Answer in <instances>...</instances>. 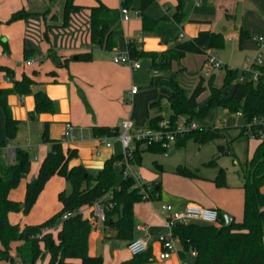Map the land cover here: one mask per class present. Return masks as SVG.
<instances>
[{
    "label": "trees",
    "instance_id": "trees-1",
    "mask_svg": "<svg viewBox=\"0 0 264 264\" xmlns=\"http://www.w3.org/2000/svg\"><path fill=\"white\" fill-rule=\"evenodd\" d=\"M153 2L154 0H141L139 12L142 32L160 37L161 42L168 44L169 47L163 51H145L129 42L128 51L132 57L149 58L155 69L168 70L174 61L180 62L187 53L203 54L208 49H222L225 46L224 34L211 30H201L190 39L180 38L181 24L187 19L186 0H177L175 12L159 18L149 16L145 12ZM81 7L76 0H66L65 23H68L71 12ZM121 7L134 9L133 0H121ZM89 8L92 42L106 50H113L118 45L116 32L121 28L120 8H112L101 0ZM31 15L33 13L26 9H20L11 15L10 21L28 19ZM42 15L46 16V12ZM248 37L249 34L242 29L240 43L242 44ZM3 44L4 47H8L7 42ZM31 53V50L25 48L24 57L29 58ZM77 56L79 60H91L93 57L91 51L78 53ZM254 69L259 73L257 79L253 77V71L226 67L221 87L214 84V76H211L209 78L211 92L205 102L199 100L207 89V79L204 75L200 76L192 92H188L172 77L170 79L172 92L168 96L170 119L175 122L181 115H184L187 121L203 119L216 107H224L231 113L242 112L246 122L239 128L241 135H246L247 124L255 117L264 116V64L254 65ZM0 70L6 72L7 76L14 77V70L9 66L0 65ZM242 76L245 77L244 81L239 80ZM36 84L38 83L31 76L24 74L21 79L14 80V87H0V103L5 111L7 130V139L0 142V148L16 137L20 123L13 117L7 104V96L10 93L34 94L36 107L30 113L32 119L42 112L56 110V102L45 90H34ZM162 101L161 97L151 104L154 113L150 127H156L164 118L165 107ZM229 129L230 127L224 126L189 130L178 138L177 147H185L190 138L201 144L221 137L226 138ZM93 132L95 135L113 136L119 132V128L94 126ZM43 140L51 143V149L41 162L37 175L27 183L23 201L12 199L10 192L19 186L23 176L31 170L29 152L17 148L13 163L7 164L4 161L0 163V241L3 244V247H0V260L7 264H36L47 252L50 255L48 264H104L103 255L89 253V239L95 225L94 221L84 217L80 210L83 206L93 205L99 198L112 195L108 197V202L113 204V208L107 211L105 224L117 231L118 238L128 241L135 238L134 207L144 199L140 189L133 187L135 183L133 178L117 180L115 164L123 160V153L112 156L99 169H91L84 165L71 167L69 161L77 155V149H65L60 139L51 138L49 122L45 123ZM142 144L146 145L145 150L164 153L160 143L139 140L131 155L132 161L138 165L142 163L143 150L140 149ZM218 148L221 154L232 153L225 144L219 145ZM1 155L0 151V157ZM175 171L193 174L185 166H179ZM54 175L63 176L69 185V189L66 188L60 193L62 209L46 222L25 229L11 223L9 213L31 209ZM241 175L245 194L244 218L241 221L233 220L230 226H225L224 213L219 211V219L215 224L204 222L176 224L173 231L181 244L179 254L182 259L194 250L196 252L194 264H264V194L261 190L264 185V140L256 147ZM215 181L219 186L226 184L224 168L220 169ZM152 185V197H160L161 182ZM67 213L73 214L64 218ZM58 225L60 227L55 236L53 230ZM13 241L20 242L15 255L11 253ZM152 257L149 250L133 255L131 259L119 264H142L151 261Z\"/></svg>",
    "mask_w": 264,
    "mask_h": 264
},
{
    "label": "crops",
    "instance_id": "crops-1",
    "mask_svg": "<svg viewBox=\"0 0 264 264\" xmlns=\"http://www.w3.org/2000/svg\"><path fill=\"white\" fill-rule=\"evenodd\" d=\"M101 1L103 2V0ZM2 3L5 4L4 6L1 5L5 17L9 18L15 11L20 9H26L33 13V15L28 18L29 22L22 30L25 37L24 50L27 48L32 52L29 58H24V65L27 66L29 70H25V68L22 70L18 66L14 67V62L11 58L7 57L6 54H4V56L0 55V65L9 66L14 70V77H9L6 72L0 70V87H14V80L21 79L24 74H27L25 72L27 71L29 73L28 75L38 84H45L42 89L56 102V110L54 112H42L38 114L36 118L32 119L30 113L36 107L34 94L10 93L7 96V104L13 117L18 119L20 123L14 140H10L6 146L0 148L2 152L0 157L1 160L6 163L7 160L9 161L8 163H13L15 161V150L17 148H22L20 147L22 146V144H20L21 142L16 141L22 127L28 131L25 137V150L27 149L28 151L38 147L39 149L36 151V153H38L41 147H45L43 153L39 152L40 155L36 156L38 158L36 164H33L31 160L30 172L32 171V166L33 168L35 166V168L23 187L26 194L27 183L37 175L41 162L51 149V143L43 140L45 123L49 122V133L51 138L61 140L66 132L67 123L70 122L76 127L73 132V138L70 142H62V144L65 149H77V155L70 159L69 165L71 167L75 165H84L91 169L102 168L105 162L112 156L123 153V147L121 141H119L117 142L119 144V149L115 148L114 142L110 140V138L113 137L112 135H95L93 127L109 126L113 129L120 128L122 122L127 119L126 102L127 99H129L128 101L131 102L133 109L130 113V118L134 121L136 127L143 128L147 121H149L150 125V120L154 113L151 104L157 101V93L147 95L145 97V108L141 113L136 112L137 105L140 103L142 97L139 96L140 90H138L137 93H131V88L133 86L130 88V83L133 82V74L142 66L139 69L133 70L129 65L116 63L114 61L115 53L127 52L129 42H133L138 49L145 51H163L166 50L169 45L163 44L160 37L156 35L144 34L142 32V24L141 34L138 35V39L133 35L131 29L127 36V23H124V27L121 23V28L123 27V39L121 38V41L116 32L118 35V45L113 50H106L94 44L91 40V11L89 7L96 5L98 3L96 1L84 5L82 2L76 0V3L82 7L71 12L68 23H65L64 16L66 0H39V3L42 5V8L39 9H32L27 0H2ZM207 3L208 5L205 6V3L202 2L199 6V11L193 13L187 8L186 0L185 13L187 19L181 24V33L184 34L183 37H180L181 39H184L185 35H187L188 39L195 37L201 30H211L223 33L225 38L226 35H228V38L232 41H238V48L245 52L250 64L255 60L248 58L250 53L256 55L262 52L264 55L263 45L258 41L260 36H264V0H207ZM84 7L88 8V10L84 9ZM45 12L46 16L42 15ZM28 19L26 20L28 21ZM139 19L141 22V15H139ZM130 20L131 19L128 21ZM242 29L249 34V37L245 38L241 44L240 32ZM6 34L9 37L12 35L10 33ZM218 50L219 49L213 48L202 54L206 56L203 63L206 73L200 74V76L204 75L206 79L210 78L211 75L216 77L217 71L222 70L224 67H230L227 63L222 61L224 63L222 69L208 70L206 65L208 54L212 52L219 56ZM90 51L93 55L91 60L78 59V53ZM4 53H10L9 45L8 47H4ZM75 56L77 58H75ZM29 59H34L33 64H26V61ZM141 59L142 58L139 60ZM146 59L152 64L149 58ZM180 64L181 69L186 68L183 62ZM247 66H245V68ZM153 69L155 68L153 67ZM161 73L162 70L157 72V74ZM36 85L33 87L34 90L37 89ZM127 95H130L131 98H127ZM87 105H89L90 108H88ZM123 105L126 109H123ZM214 125L218 126L219 122L217 121ZM39 126L40 138L43 143H39L38 139L36 141L33 139L32 142V135ZM115 135L118 136V133ZM6 139V115L0 103V142ZM260 141L261 140H258L254 145L248 160L252 157ZM107 142H111V146H108ZM46 144H49V147H46ZM140 149L143 150L142 163L140 165L135 163L139 170L140 168H145V153H152L156 156L164 155L167 157L175 150L182 148H178L176 144L169 155L145 150L146 145H141ZM28 152L30 154V151ZM115 165L120 164L117 162ZM153 166L154 170L151 171V176L154 177H152V181H150L152 183L161 182L160 197L154 199H161L164 194L167 198L165 200L166 202H161V204H155V201H151L150 203L143 201L135 204L134 213L136 226L134 237H143L147 239L151 254L153 255L151 261L142 264H186L188 255L192 257L191 264H194L196 252L192 250L187 254L185 259H182L179 254L181 244L169 258H159L161 244L158 240V235L160 232L155 234V238H153L152 233L154 229L160 231L165 227L163 213L160 211L162 204H172L176 209H183L188 203L216 207L224 214L228 213L232 215L234 220L241 221L244 217L245 202L243 178L240 172H237L241 179L240 187L242 190L238 192L231 189L227 183L222 186L216 183L215 179L219 172L215 178H207L196 172L195 168H191L186 164L169 167V165L160 162L158 159L153 160ZM179 166L187 167L193 174L189 175L176 172L175 170ZM155 177L159 179L154 181ZM144 180L150 183L146 181L145 178ZM261 190L264 194V185ZM13 192L14 190L12 189L10 192V197L12 199L19 201L24 200L25 196H16ZM85 208H88L87 215H84V212H82ZM81 212L84 217L92 219L91 206H83ZM117 234V231L111 229L106 224L102 226L100 231H95L93 229L89 239V253L91 255H103L104 264H119L121 261L126 260L127 257H120V251L118 249L114 250V254L111 257L100 250V245L104 243L106 239H121L125 242V248L128 249L127 245L129 241L118 238ZM48 259L50 260V255Z\"/></svg>",
    "mask_w": 264,
    "mask_h": 264
},
{
    "label": "rangeland",
    "instance_id": "rangeland-1",
    "mask_svg": "<svg viewBox=\"0 0 264 264\" xmlns=\"http://www.w3.org/2000/svg\"><path fill=\"white\" fill-rule=\"evenodd\" d=\"M29 6L32 9H39L42 8V5L39 3V0H27ZM82 2L84 5L94 3V1L98 2V0H78V2ZM90 2V3H89ZM108 6L112 8H121L120 0H103ZM111 5H110V3ZM203 2L205 6L208 5L207 0H187V8L191 12H198L199 6ZM5 3V2H3ZM2 3L0 0V55L4 56L6 54L7 57L11 58L14 62V67L18 66L22 70H29L27 66L24 65V35H23V28L28 24L26 19H17L10 21V17H5L1 5L4 6L5 4ZM134 9L130 8L131 20L124 21L121 19L122 26L124 27L127 23V36L130 33V29L133 31V35L138 39V35L141 34V22L139 19V8L141 5V0H133ZM169 8V9H168ZM84 9H87L84 7ZM176 10V0H154V2L146 9V14L152 16L154 18H159L164 16L165 14H172ZM7 18V19H6ZM123 27L117 30L119 35L120 41L123 39ZM6 33L12 34L9 37ZM122 38V39H121ZM184 39H188L187 35H185ZM3 42H7L10 47V53H4V44ZM238 42V41H237ZM236 41H232L226 35L225 38V46L222 49L218 50V54L223 62L227 63L230 67L239 68L242 70L250 64V61L247 59L245 52L241 51ZM209 51V49H208ZM8 52V51H6ZM262 58L264 60V55L250 53L248 56L249 59H256ZM206 56L202 54H194V53H187L181 60L184 61H175L173 67L168 70H162L161 74H157L159 70H155L152 67V64L149 62L148 59L142 58L140 60L141 68L133 74V82L130 83V88L133 85H136L139 90V96L142 97L140 103L137 105L136 112L141 113L145 108V97L147 95H152L153 93H157V99L159 100L161 97L163 99V105L165 107L164 115L166 117H170L171 111L169 108L168 102V95L172 92V86L170 85V79L173 77L174 79L178 80L179 83L188 91L192 92L194 87L197 85L200 74H205L204 68V61ZM181 62L186 66L185 69H181ZM31 70V69H30ZM29 74L27 71H25ZM32 72V70H31ZM226 68L224 67L222 70L217 71V75L214 80V84L216 86L221 87L224 82ZM214 76V75H211ZM207 89L206 91L200 96L199 100L201 102H205L206 98L209 96L211 92V87L209 84V78L207 79ZM44 83H39L36 85V90L44 88ZM131 98L130 95H127V98ZM144 97V98H143ZM127 99V119L130 118V113L133 111L131 102ZM124 106V105H123ZM123 109H126L124 106ZM185 116L181 115L177 118V122L181 121ZM192 121L197 122L200 127H211L214 124L219 122L220 127H230L229 132L225 137L217 138L213 141H209L206 143H199L194 138H190L187 141V145L185 148L177 149L169 156H156L152 153H145L144 154V169L140 168L143 177L146 181L152 183L151 171L154 170L153 160L158 159L160 162L169 165V167H174L179 164H186L189 167L195 168V171L201 174L202 176H206L207 178H215L220 172V168L223 167L226 173V183L228 186L233 189L234 191H242L240 184L241 179L237 172L242 174L243 168L246 167L248 158L250 157L254 145L258 142V139L247 136L241 135V129L239 127L244 126L246 119L244 116H239L237 113H231L224 107H216L213 109L206 118L203 119H194L191 121H187V123H191ZM149 127V121L143 126V128ZM24 127L21 128L16 141L21 142L22 149L26 147V140L25 137L28 134L27 129L23 130ZM40 126L38 127V131L36 130L32 135V142L33 139L36 141L38 139L39 143H43L40 138ZM142 129V128H141ZM39 132V133H38ZM234 139V140H232ZM14 140V139H12ZM112 142H114L115 148L119 149V144L117 142L120 141V138L117 135H113L110 138ZM137 141L135 143V146ZM225 144L229 146L232 153L230 154H221L219 152V145ZM144 145V144H142ZM134 146V147H135ZM46 147H49V144H46ZM123 147V146H122ZM45 148V147H44ZM43 147L40 148V153H43ZM37 148H34L30 151V157L33 164H36L40 153H36ZM25 150V148H24ZM27 150V149H26ZM2 162L0 158V163ZM9 161L7 160V164ZM35 168V166H34ZM24 175L19 186L14 188V195L16 196H25L24 186L26 184V180L29 176L32 175L33 170ZM115 171L117 180L120 181L122 176V167L121 165H115ZM242 176V175H241ZM159 177V176H158ZM155 177L154 181L159 179ZM151 180V181H150ZM69 189V185L66 179L60 175H54L45 185L43 191L39 195L37 201L34 205L26 211L23 209L20 212L11 211L9 213V219L11 223L19 225L22 229H25L29 226L39 225L46 222L48 219L53 217L56 213H58L62 209V203L60 201V193L65 190ZM165 194L161 199H154V200H142L151 202L155 201V204H161V202H166ZM84 215L88 214V208L83 209ZM244 218V217H243ZM239 220V219H238ZM60 225L55 227L54 234L59 229ZM112 229V228H111ZM160 232L158 238L167 232V229L164 227L160 231L158 229L153 230V238H155V234ZM20 244L19 241H13L11 243V253L15 255L17 253L18 245ZM176 247L180 245V242L176 239L175 241ZM0 247H3L2 242L0 241ZM101 252L103 251L109 257L113 256L114 250L118 249L120 251V257L124 258L127 257L126 260L131 259L133 255L125 248V242L121 239H106L104 243L100 245ZM49 253L46 252L43 258H40L36 264H48ZM124 261V260H123ZM192 257L188 255L186 264H191ZM122 262V261H121ZM0 264H7L5 261L0 260Z\"/></svg>",
    "mask_w": 264,
    "mask_h": 264
},
{
    "label": "built area",
    "instance_id": "built-area-1",
    "mask_svg": "<svg viewBox=\"0 0 264 264\" xmlns=\"http://www.w3.org/2000/svg\"><path fill=\"white\" fill-rule=\"evenodd\" d=\"M120 11L124 21L131 19L129 8L121 7ZM138 14L140 15V12ZM183 36L184 34L181 33L180 37ZM258 41L263 45L264 53V36H260ZM114 61L116 63L129 65L133 70L141 67L140 60L132 57L128 50L125 53L116 52ZM33 62L34 59H29L26 61V64L31 65ZM262 64H264V60L258 57L245 69L247 71H253V77L254 79H257L259 77V73L255 71L254 65ZM206 65L209 71L220 70L224 67V63L219 56L212 52L208 54ZM239 80L244 81L245 77L242 76ZM138 90L139 88L136 85H133L131 93H137ZM237 114L242 115V112L239 111ZM199 127L200 126L197 122L192 121L191 123H187L186 117L181 119V121L174 122L170 119V117L164 116L156 127L149 126L148 128L142 129L136 127L132 119L124 120L118 132V137L120 138L123 146V160L119 162L122 167L123 178H133L135 180L133 187L140 189L143 199L153 200V185L145 182L138 166L131 159L136 141L145 140L148 143H160L164 148V154L169 155L175 148L180 136L184 135L189 130L198 129ZM214 127L218 126L214 125ZM75 128L76 127L72 123L68 122L66 132L64 133L61 142H70L73 138ZM246 135L258 140H264V116L255 117L247 124ZM107 145L111 146V142H107ZM111 196L112 195H109L108 197L110 198ZM155 196L157 197L158 194L156 193ZM108 197L99 198L93 205H91L92 220L94 221L95 231H100L102 226L106 223L107 211L110 208H113V204L108 202ZM160 211L163 213L164 225L167 229V232L158 238L161 244V251L159 253L160 259H167L173 252L176 251V238L173 231L176 224L190 222L215 224L219 219V210L216 207L203 206L197 203H188L183 209H176L172 204L164 203L162 204ZM72 214L73 213H67L64 215V218H67ZM127 248L132 255H139L150 250L147 239L143 237H136L130 240Z\"/></svg>",
    "mask_w": 264,
    "mask_h": 264
},
{
    "label": "water",
    "instance_id": "water-1",
    "mask_svg": "<svg viewBox=\"0 0 264 264\" xmlns=\"http://www.w3.org/2000/svg\"><path fill=\"white\" fill-rule=\"evenodd\" d=\"M75 58H77L75 56ZM0 179H1V176H0ZM29 209H26V211H28ZM224 217H225V226H230L234 220L233 216L228 214V213H225L224 214Z\"/></svg>",
    "mask_w": 264,
    "mask_h": 264
}]
</instances>
